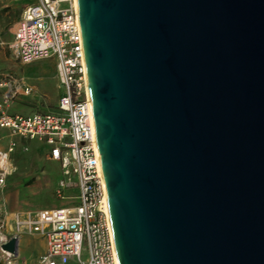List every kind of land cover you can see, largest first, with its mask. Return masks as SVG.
Masks as SVG:
<instances>
[{
	"label": "water",
	"instance_id": "95a60500",
	"mask_svg": "<svg viewBox=\"0 0 264 264\" xmlns=\"http://www.w3.org/2000/svg\"><path fill=\"white\" fill-rule=\"evenodd\" d=\"M77 10L119 264H264V0Z\"/></svg>",
	"mask_w": 264,
	"mask_h": 264
},
{
	"label": "built area",
	"instance_id": "2783aa9c",
	"mask_svg": "<svg viewBox=\"0 0 264 264\" xmlns=\"http://www.w3.org/2000/svg\"><path fill=\"white\" fill-rule=\"evenodd\" d=\"M9 30L12 53L21 64L54 60L59 94L53 110L9 113L8 102L16 93L30 95L35 89L22 77L0 75V88L13 85L12 92L0 97V128L11 136L0 150V264H26L17 252L2 248L24 231L46 239L38 264H119L105 200L77 0H33L22 7ZM18 138L46 146L45 157L59 162L63 176L56 195L70 200L69 204L39 208L30 214L9 211L3 193ZM67 189L76 193L66 194Z\"/></svg>",
	"mask_w": 264,
	"mask_h": 264
},
{
	"label": "rangeland",
	"instance_id": "374dc122",
	"mask_svg": "<svg viewBox=\"0 0 264 264\" xmlns=\"http://www.w3.org/2000/svg\"><path fill=\"white\" fill-rule=\"evenodd\" d=\"M32 1L21 0L22 4ZM16 2L17 0H0V62L4 60L5 54L13 69L3 72H15L14 70H16L22 74L26 81L37 90V94L33 93L24 98L35 100L28 102L29 105L37 111L46 112L53 109L59 94L54 78L55 62L52 58H44L26 63L21 67V63L14 57L10 46L12 35L9 25L16 18L22 6L21 4L16 7ZM3 4L10 5L1 6ZM62 6L65 7L67 4L62 3ZM21 103L25 104L27 102ZM5 132V130L0 129V146H4L7 142V137L4 136ZM17 141L16 149L11 155L12 169L6 178L5 184V188L14 196L12 208H15V211L30 214L39 208L69 204L70 200L56 195L58 181L63 175L59 162L45 157L47 147L42 145L41 149L40 143L33 140L18 138ZM65 192L66 194H74L76 190L67 189ZM21 253L22 259L26 252L22 250ZM42 254L41 244L35 241L32 244L30 254L26 257H28L29 262H33L38 257L40 258ZM85 255L86 253H83L82 257H85ZM39 258L36 264H38Z\"/></svg>",
	"mask_w": 264,
	"mask_h": 264
},
{
	"label": "crops",
	"instance_id": "0c3cea01",
	"mask_svg": "<svg viewBox=\"0 0 264 264\" xmlns=\"http://www.w3.org/2000/svg\"><path fill=\"white\" fill-rule=\"evenodd\" d=\"M27 3H30V2H27ZM27 3H23L22 4L21 0H17V2L15 3V6L17 7V6H19V5L22 4V6L20 8V11H21L22 7L25 4H27ZM8 5H10V4H3L1 6H8ZM20 11H19V13H20ZM19 13H18V15L16 16V18L13 21H15L17 19V17L19 16ZM9 62L10 61H8V59L5 57V54H4V60H2L0 62V72H1L0 75L11 74L14 78H20V77H22L23 80H24V82L26 84H29V85L32 86V84H30L29 82H27L26 79H25V77L22 74L18 73L16 70H14L15 72H5V73L3 72V71H8L9 69H13L12 68V64L11 63L9 64ZM23 65L24 64H21V67H23ZM54 78H55V85L57 87V81H56L55 73H54ZM12 89H13V85L12 84H8L6 87L0 88V97H2V95L5 92H12ZM36 91L37 90H35V92H34L35 94H37ZM26 96L28 97L30 95H23V94L16 93L15 96L8 102L7 112H9V113H22V114H27V113H30L32 111H35V109L32 106H30L29 103H28V102H33L35 100L25 99L24 97H26ZM21 102H27V103L24 104V103H21ZM56 102L54 104L53 109H55ZM0 129L6 131L5 134H4V136L7 137L6 138V141L7 142H5L4 146H0V150H1V149H4L7 146V143L11 139V136L9 135V132H8L7 129H4V128H0ZM40 145H41L40 148L42 149V144H40ZM50 160H52V159H50ZM52 161H55V160H52ZM3 197H4V200L6 202V205H7V208L9 209V211L10 212L15 211L14 210L15 208H12V206H13L12 204L14 202V199H13L14 196H13V194L12 193L10 194V192L5 188L4 189V193H3ZM35 241H38L41 244V248H42V250L44 252L46 250V247H47V245H46V239L43 236L39 235L38 233L26 231L25 234H24V232H22L20 234L18 240H17V244L18 245H17V251H16L17 253H16V255H17V257H19V259L21 261L25 262L26 264H36V261L39 258L38 257L33 262H29L28 257H26V255L28 256V254H30V252L32 250V244ZM22 250H25L26 255H24L23 258L21 259V255H22L21 251Z\"/></svg>",
	"mask_w": 264,
	"mask_h": 264
},
{
	"label": "bare ground",
	"instance_id": "6f19581e",
	"mask_svg": "<svg viewBox=\"0 0 264 264\" xmlns=\"http://www.w3.org/2000/svg\"><path fill=\"white\" fill-rule=\"evenodd\" d=\"M105 200H106V202H107V197L105 196ZM108 204V203H107ZM17 256V255H16Z\"/></svg>",
	"mask_w": 264,
	"mask_h": 264
},
{
	"label": "clouds",
	"instance_id": "9594fccd",
	"mask_svg": "<svg viewBox=\"0 0 264 264\" xmlns=\"http://www.w3.org/2000/svg\"><path fill=\"white\" fill-rule=\"evenodd\" d=\"M0 240H3V237H0Z\"/></svg>",
	"mask_w": 264,
	"mask_h": 264
}]
</instances>
